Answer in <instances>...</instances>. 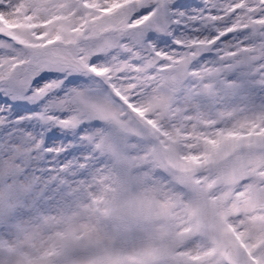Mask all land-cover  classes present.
Listing matches in <instances>:
<instances>
[{
  "label": "snow or ice",
  "instance_id": "1",
  "mask_svg": "<svg viewBox=\"0 0 264 264\" xmlns=\"http://www.w3.org/2000/svg\"><path fill=\"white\" fill-rule=\"evenodd\" d=\"M0 264H264V0H0Z\"/></svg>",
  "mask_w": 264,
  "mask_h": 264
}]
</instances>
